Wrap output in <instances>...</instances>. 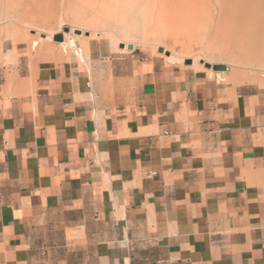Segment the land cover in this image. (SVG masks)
Returning <instances> with one entry per match:
<instances>
[{
	"label": "crops",
	"instance_id": "crops-1",
	"mask_svg": "<svg viewBox=\"0 0 264 264\" xmlns=\"http://www.w3.org/2000/svg\"><path fill=\"white\" fill-rule=\"evenodd\" d=\"M92 84L67 62L0 74V264H264V94Z\"/></svg>",
	"mask_w": 264,
	"mask_h": 264
},
{
	"label": "rangeland",
	"instance_id": "rangeland-1",
	"mask_svg": "<svg viewBox=\"0 0 264 264\" xmlns=\"http://www.w3.org/2000/svg\"><path fill=\"white\" fill-rule=\"evenodd\" d=\"M206 2L216 16V0ZM239 35L209 19L190 25L187 10L172 0H0V74L67 62L102 95L134 84L140 94L151 76L173 71L207 73L264 94L263 53Z\"/></svg>",
	"mask_w": 264,
	"mask_h": 264
},
{
	"label": "bare ground",
	"instance_id": "bare-ground-1",
	"mask_svg": "<svg viewBox=\"0 0 264 264\" xmlns=\"http://www.w3.org/2000/svg\"><path fill=\"white\" fill-rule=\"evenodd\" d=\"M32 1L34 2V0ZM165 1L167 0H160V3H164ZM172 1L180 9L184 8L187 10L190 25L201 22V20L209 19L211 23H217L219 27L227 26L230 28H238L240 34L239 38L242 44L244 46L247 45L249 48H251L252 45L254 48L258 49V52L263 53V58L261 57L262 59L260 61L264 62V0H216V4L220 9L216 16L210 15V9L207 8L208 2H206V0ZM237 10L246 11V13L248 12L251 16L246 13L245 16H240L236 12ZM179 58L182 59V57ZM174 59L176 60L177 58ZM174 59L172 57V60H168L172 62Z\"/></svg>",
	"mask_w": 264,
	"mask_h": 264
},
{
	"label": "built area",
	"instance_id": "built-area-1",
	"mask_svg": "<svg viewBox=\"0 0 264 264\" xmlns=\"http://www.w3.org/2000/svg\"><path fill=\"white\" fill-rule=\"evenodd\" d=\"M145 177L147 178H152V177H155L157 175L156 172H147V173H144Z\"/></svg>",
	"mask_w": 264,
	"mask_h": 264
},
{
	"label": "water",
	"instance_id": "water-1",
	"mask_svg": "<svg viewBox=\"0 0 264 264\" xmlns=\"http://www.w3.org/2000/svg\"><path fill=\"white\" fill-rule=\"evenodd\" d=\"M127 48L129 49V50H132L133 49V46L132 45H128L127 46ZM187 64H190L189 62H187ZM225 68L222 66V67H216V70H221V71H223Z\"/></svg>",
	"mask_w": 264,
	"mask_h": 264
}]
</instances>
